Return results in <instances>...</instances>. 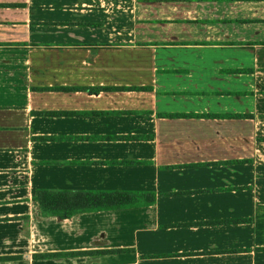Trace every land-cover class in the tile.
I'll return each mask as SVG.
<instances>
[{
    "label": "crops",
    "instance_id": "1",
    "mask_svg": "<svg viewBox=\"0 0 264 264\" xmlns=\"http://www.w3.org/2000/svg\"><path fill=\"white\" fill-rule=\"evenodd\" d=\"M0 264H264V0H0Z\"/></svg>",
    "mask_w": 264,
    "mask_h": 264
},
{
    "label": "trees",
    "instance_id": "2",
    "mask_svg": "<svg viewBox=\"0 0 264 264\" xmlns=\"http://www.w3.org/2000/svg\"><path fill=\"white\" fill-rule=\"evenodd\" d=\"M228 71L237 72L241 71V69H230ZM238 115L232 114L234 117ZM33 200L36 201L39 212L43 216L56 215L58 217H68L78 212L148 205L153 203L154 193L150 191H82L40 188L35 190Z\"/></svg>",
    "mask_w": 264,
    "mask_h": 264
}]
</instances>
